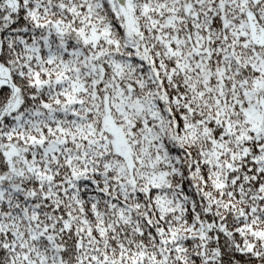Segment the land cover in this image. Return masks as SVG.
Instances as JSON below:
<instances>
[{"label": "snow or ice", "instance_id": "6c2138e0", "mask_svg": "<svg viewBox=\"0 0 264 264\" xmlns=\"http://www.w3.org/2000/svg\"><path fill=\"white\" fill-rule=\"evenodd\" d=\"M0 264H264V0H0Z\"/></svg>", "mask_w": 264, "mask_h": 264}]
</instances>
